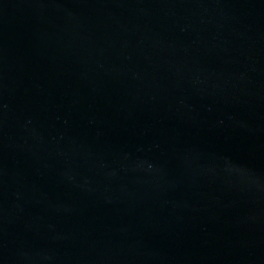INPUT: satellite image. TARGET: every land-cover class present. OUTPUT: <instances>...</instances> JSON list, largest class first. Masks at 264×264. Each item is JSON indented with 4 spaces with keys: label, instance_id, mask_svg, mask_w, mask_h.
Wrapping results in <instances>:
<instances>
[{
    "label": "water",
    "instance_id": "95a60500",
    "mask_svg": "<svg viewBox=\"0 0 264 264\" xmlns=\"http://www.w3.org/2000/svg\"><path fill=\"white\" fill-rule=\"evenodd\" d=\"M0 264H264V0H0Z\"/></svg>",
    "mask_w": 264,
    "mask_h": 264
}]
</instances>
